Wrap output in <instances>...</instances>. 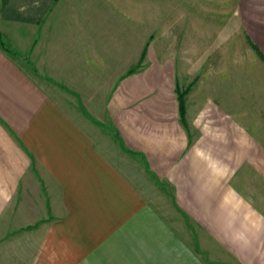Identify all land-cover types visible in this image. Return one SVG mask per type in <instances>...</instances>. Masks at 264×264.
I'll return each instance as SVG.
<instances>
[{
    "label": "crops",
    "instance_id": "crops-1",
    "mask_svg": "<svg viewBox=\"0 0 264 264\" xmlns=\"http://www.w3.org/2000/svg\"><path fill=\"white\" fill-rule=\"evenodd\" d=\"M146 4L0 0V264H264V0H181L166 138L169 98L148 71L121 79ZM139 162L192 240L145 201Z\"/></svg>",
    "mask_w": 264,
    "mask_h": 264
},
{
    "label": "rangeland",
    "instance_id": "rangeland-1",
    "mask_svg": "<svg viewBox=\"0 0 264 264\" xmlns=\"http://www.w3.org/2000/svg\"><path fill=\"white\" fill-rule=\"evenodd\" d=\"M138 1L139 4H146L141 0ZM147 1L146 5H138L141 10L138 11V17L135 20L137 27L121 29L131 34L136 30V40H139V43L137 42L138 58L121 61V79L134 73H137L138 79H145V73L148 71L150 74L148 77L154 84V101H158L157 108L168 109V112L161 115L155 114L157 118L155 132L166 138L173 134L171 129L174 126L179 129L176 121L174 86L175 82L181 85V0H152V3L151 0ZM147 6L148 9L144 8L143 11L142 7ZM128 23H131L130 20ZM122 46L124 48L125 44L123 43ZM167 97L169 101L165 102L166 108H164L163 99ZM149 100L150 96L142 97L133 109L142 110L145 102ZM162 160L165 159L161 158L159 162H164ZM134 168L131 180L142 193L145 201L153 206L155 215L162 218L163 223L165 222L169 227L175 225L180 228V232L181 228L184 229L187 237L192 240L193 235L189 232L190 229L186 228L183 221L181 222V212L175 207L173 191L166 183L164 173L155 171L147 173L141 162ZM202 242L209 243L204 236H202Z\"/></svg>",
    "mask_w": 264,
    "mask_h": 264
},
{
    "label": "trees",
    "instance_id": "trees-1",
    "mask_svg": "<svg viewBox=\"0 0 264 264\" xmlns=\"http://www.w3.org/2000/svg\"><path fill=\"white\" fill-rule=\"evenodd\" d=\"M0 45L7 51L8 50V46H7V43L4 39H2V37H0ZM176 92H177V95H178V101H179V113H180V117H181V113L183 112V108L181 107V88L180 86L177 84V87H176Z\"/></svg>",
    "mask_w": 264,
    "mask_h": 264
}]
</instances>
